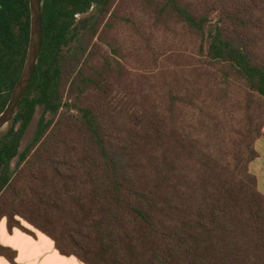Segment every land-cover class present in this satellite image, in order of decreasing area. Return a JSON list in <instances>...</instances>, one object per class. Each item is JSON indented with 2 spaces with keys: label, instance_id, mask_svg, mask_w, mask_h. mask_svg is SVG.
<instances>
[{
  "label": "trees",
  "instance_id": "obj_1",
  "mask_svg": "<svg viewBox=\"0 0 264 264\" xmlns=\"http://www.w3.org/2000/svg\"><path fill=\"white\" fill-rule=\"evenodd\" d=\"M113 3L43 0L36 72L0 138V221L47 235L83 264H264V196L248 170L264 128V1L142 0L198 46L196 63L170 69L153 94L114 89L109 54L130 74L106 40ZM29 39V0H0V114ZM228 100L248 122L225 143ZM0 255L15 258L1 245Z\"/></svg>",
  "mask_w": 264,
  "mask_h": 264
},
{
  "label": "rangeland",
  "instance_id": "obj_2",
  "mask_svg": "<svg viewBox=\"0 0 264 264\" xmlns=\"http://www.w3.org/2000/svg\"><path fill=\"white\" fill-rule=\"evenodd\" d=\"M194 2L196 3V0ZM111 13L116 15L112 28L106 33V40L112 43L114 49L120 51L122 58L117 60L130 75L124 76L118 71L117 62L111 60L115 56L109 54L106 47L90 61V65H98L100 57L109 54L107 60L111 63L115 90L118 87L122 89L125 83L127 86L136 83L138 84H135L136 87L145 94L158 93L170 69H181L191 61L196 63L198 56L196 42L183 34L180 25L172 23L168 29L167 25L155 22L150 10L145 9L142 0H114L108 17ZM88 15L78 16V20ZM218 18L219 14L213 13L210 18L211 25H214ZM234 103V100H228L223 106L226 108V113L221 136L225 143L239 139V133L248 122V116L243 110L234 111ZM43 112V108L37 109L23 138L21 151H24L34 140ZM45 118L49 120L50 114L46 113ZM36 216L38 213L32 217Z\"/></svg>",
  "mask_w": 264,
  "mask_h": 264
},
{
  "label": "crops",
  "instance_id": "obj_3",
  "mask_svg": "<svg viewBox=\"0 0 264 264\" xmlns=\"http://www.w3.org/2000/svg\"><path fill=\"white\" fill-rule=\"evenodd\" d=\"M257 157L248 165L256 178L257 190L264 196V128L263 135L254 142ZM0 245L15 252L14 261L0 255V264H83L75 256H64L47 235L28 232L20 228L10 229L6 219L0 221Z\"/></svg>",
  "mask_w": 264,
  "mask_h": 264
},
{
  "label": "water",
  "instance_id": "obj_4",
  "mask_svg": "<svg viewBox=\"0 0 264 264\" xmlns=\"http://www.w3.org/2000/svg\"><path fill=\"white\" fill-rule=\"evenodd\" d=\"M30 39L22 73L12 91L9 102L0 114V138L10 132L16 122L20 104L24 99L40 59L43 43V0H29Z\"/></svg>",
  "mask_w": 264,
  "mask_h": 264
}]
</instances>
